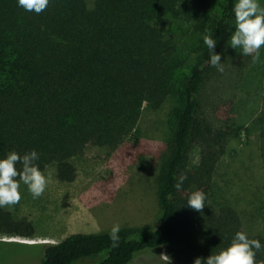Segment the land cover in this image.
<instances>
[{"label":"trees","instance_id":"obj_1","mask_svg":"<svg viewBox=\"0 0 264 264\" xmlns=\"http://www.w3.org/2000/svg\"><path fill=\"white\" fill-rule=\"evenodd\" d=\"M235 2L50 0L37 15L17 7L16 0H0V158L36 150L43 173L53 169L57 181L72 183L75 161L88 146L116 148L134 131L144 104L171 103V138L156 177L157 227L121 230L117 247L110 232L70 235L44 245L40 264L100 255L95 264H130L137 254L159 249L171 264H193L229 246L237 231L264 245V234H250L247 223L264 221V102L260 116L243 127V114L229 97L240 73L229 50ZM179 21L194 40L190 61L178 55L168 34ZM205 35L217 40L214 52L221 62L227 59L222 72L208 64ZM219 87L225 89L222 101L214 98ZM236 127L254 136L258 154L240 149L221 171ZM193 147L200 156L190 168ZM181 175L187 178L178 191ZM196 190L207 197L199 212L185 201ZM32 234L27 219L0 207V235ZM256 259L264 261V249Z\"/></svg>","mask_w":264,"mask_h":264},{"label":"rangeland","instance_id":"obj_2","mask_svg":"<svg viewBox=\"0 0 264 264\" xmlns=\"http://www.w3.org/2000/svg\"><path fill=\"white\" fill-rule=\"evenodd\" d=\"M174 24L178 30L174 31L173 26L168 31L169 37L174 38L178 55L190 61L189 51L194 40L183 21ZM229 50L231 54L235 52V70L240 72H235L229 97L238 106L239 114H243L239 116V124L248 127L263 111L264 47L260 50V61L256 63L252 62L251 56L241 55V49H232L230 38ZM208 90L206 88L205 92ZM224 94L225 89L219 87V94L214 98L222 101ZM209 101L214 102V99L211 97ZM170 108L169 101L159 108L144 104L137 126L119 146L114 149L88 146L75 161L77 176L72 183L57 181L53 169H48L44 172L48 184L36 199L21 183L19 203L2 208L10 211L15 219H27L33 226V234L28 238L0 235V264H40L44 245L56 244L74 234L107 233L114 224H119L121 230L155 229L160 219L156 177L171 138ZM252 137L247 138L245 130L236 127L220 163L221 171L231 165L240 149L247 154L249 150L258 154L257 143ZM199 156L200 150L193 147L189 152L190 168L197 167ZM256 163L254 169L258 171V180L262 181L261 160ZM247 223L251 227L250 234H264V221ZM165 256L164 249L148 250L137 254L130 264H171ZM101 259L102 255L74 264H95Z\"/></svg>","mask_w":264,"mask_h":264},{"label":"clouds","instance_id":"obj_3","mask_svg":"<svg viewBox=\"0 0 264 264\" xmlns=\"http://www.w3.org/2000/svg\"><path fill=\"white\" fill-rule=\"evenodd\" d=\"M17 7L25 12L37 15L44 12L49 6L50 0H16ZM232 13L234 15V31L230 36V47L241 49V55L251 56L252 62L260 61V50L264 47V6L261 0H236ZM203 43L209 50L208 64L223 71L221 55L214 52L217 40L212 35H205ZM39 153L30 150L20 155L16 151L8 152L0 158V207L11 206L21 200V183L27 187L34 199L39 198L48 184V177L41 171L36 163ZM19 164L18 169L16 165ZM187 177L181 175L174 185L179 191ZM206 194L196 190L186 198L187 206L199 212L205 207ZM121 227L114 224L109 233V240L113 247L119 245V233ZM264 249L260 240L250 239L246 232L237 231L229 246L221 249L216 254H210L207 258H196L193 264H264L257 261V252ZM168 260V257L165 256Z\"/></svg>","mask_w":264,"mask_h":264},{"label":"crops","instance_id":"obj_4","mask_svg":"<svg viewBox=\"0 0 264 264\" xmlns=\"http://www.w3.org/2000/svg\"><path fill=\"white\" fill-rule=\"evenodd\" d=\"M55 178V177H54Z\"/></svg>","mask_w":264,"mask_h":264}]
</instances>
